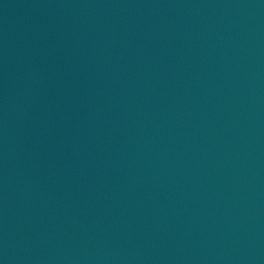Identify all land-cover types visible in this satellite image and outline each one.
Here are the masks:
<instances>
[{
    "label": "water",
    "instance_id": "obj_1",
    "mask_svg": "<svg viewBox=\"0 0 264 264\" xmlns=\"http://www.w3.org/2000/svg\"><path fill=\"white\" fill-rule=\"evenodd\" d=\"M0 264H264V0H0Z\"/></svg>",
    "mask_w": 264,
    "mask_h": 264
}]
</instances>
